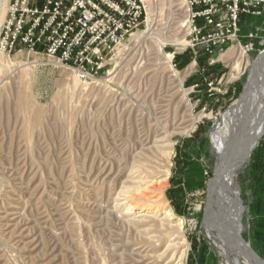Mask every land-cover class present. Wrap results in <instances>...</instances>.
Instances as JSON below:
<instances>
[{
	"label": "rangeland",
	"instance_id": "374dc122",
	"mask_svg": "<svg viewBox=\"0 0 264 264\" xmlns=\"http://www.w3.org/2000/svg\"><path fill=\"white\" fill-rule=\"evenodd\" d=\"M147 1L152 5L151 29L136 36L146 29V22L128 36L94 81L82 82L57 61L25 49L0 57V264L132 262L135 256L128 244L133 236L113 216L115 199L122 198L116 173L135 138L161 127L173 133V154L157 197L172 211V223L181 222L188 247L183 264H223L202 223L215 167L209 131L240 95L250 63L264 48V7L255 21L241 19L242 35L252 25L256 32L254 51L245 56L249 64L244 60L241 74L231 77L238 73L233 57L237 41L208 55L207 64L216 66L220 74L204 79L205 98L200 84L192 81L201 73L196 57L202 48L191 46L182 26L187 0ZM7 5L8 0H0V8ZM178 38L187 44H173ZM160 43L163 53L171 55L173 69L182 72L193 64L181 86L169 77L157 51ZM188 51L192 57L179 69L174 57ZM104 170L112 175L101 176ZM233 178L237 188L230 183L229 191L238 193L240 200L236 221L241 237L264 262V134ZM225 203L221 206L231 214L236 207ZM99 207L109 212H97L95 220L92 213ZM138 214L151 216L153 211ZM212 238L216 241V234Z\"/></svg>",
	"mask_w": 264,
	"mask_h": 264
},
{
	"label": "bare ground",
	"instance_id": "6f19581e",
	"mask_svg": "<svg viewBox=\"0 0 264 264\" xmlns=\"http://www.w3.org/2000/svg\"><path fill=\"white\" fill-rule=\"evenodd\" d=\"M151 7V3L147 1L148 13L146 29L139 32L136 36L146 34L147 31L151 29L153 21ZM5 11V7L0 8V25L4 19ZM173 44L186 45L187 41L184 39L179 40L178 38L173 40ZM157 49L164 60L163 63L166 64L169 77L176 78L178 85L181 86L184 77L192 71L193 64L189 65L182 72H179L173 69L170 65L171 55L163 53V43H160ZM227 50L228 53L231 55L233 54L232 48ZM227 50L225 51L227 52ZM2 55L3 54L0 53V57ZM246 55L245 48L239 46L237 53L233 56L235 67L238 69V73L231 76L233 79L242 73L241 67L244 60L246 61V64H249L248 57L245 59ZM6 57V62L10 63V58ZM250 64L251 67L249 70L252 74L248 79V86L245 87L242 99L234 102L231 108L222 112L220 116L214 120L209 131L211 147L215 158L214 171L218 164V158H221L220 172L217 177V181L219 180L220 183L218 194L222 198L221 204L224 201H226V205L227 203L232 202L231 204L236 207V209L231 212V214H234V217L229 213V210L226 209L225 205L223 207L221 206V214L235 229L239 228L236 221L238 206L233 201L235 199L231 201L229 198V184L232 183L235 186L236 182L233 175L247 161L249 152L256 143L254 137L264 126L263 49L258 51L257 57ZM109 74L110 72L108 75ZM202 116L203 115L201 114L199 117ZM147 124L150 123L148 122ZM173 125L172 122L170 126ZM146 127L148 128V126ZM192 128L193 125L189 129ZM184 131L185 130H183V132ZM172 134L173 133L169 132L168 128L165 127L155 128L149 131L147 130V132L142 133L135 138L134 143L129 147L127 152L128 158L123 162V167H120L121 169L118 168V172L116 170V185H121L120 187H122V190L119 189L120 192L118 191V193L122 195V198H114L116 203L114 204L113 216L117 219L119 224L125 225L128 228L127 231L129 232H127V235L129 236L132 234L131 236H133L132 244H128V247H130V254L133 253L132 255L135 257L134 259L132 258L133 261L129 264H183L184 262L188 247L182 239V232L180 229L181 222L178 224L172 223V211L162 203L160 197H157L160 195L158 192H161L169 173L170 158L173 154V143L170 142ZM121 161H119V164ZM96 172L98 173V171ZM100 174L101 176L104 175L105 178L112 175L111 170H104L103 172H100ZM127 182L131 184L127 186L124 185V183ZM210 184H212V182ZM59 195L60 193L58 196ZM121 195H119V197ZM141 200L144 202H140ZM141 211H153V215L148 216L145 214H138V212ZM95 212V214L92 213V215H94L92 216L93 219H95L96 216L98 217L97 212L100 214H107L109 211L108 209L101 207ZM160 215H162V217H160ZM208 216L209 218H207L205 224V235L215 247L222 263L249 264V260H247L245 255H238L235 239L221 225L220 219L215 218L212 214ZM94 226H96V224ZM93 230L95 231V229ZM211 232L214 235L216 234V241L212 238L213 234H211ZM132 246L135 247L132 248ZM137 256H139L138 260Z\"/></svg>",
	"mask_w": 264,
	"mask_h": 264
},
{
	"label": "built area",
	"instance_id": "2783aa9c",
	"mask_svg": "<svg viewBox=\"0 0 264 264\" xmlns=\"http://www.w3.org/2000/svg\"><path fill=\"white\" fill-rule=\"evenodd\" d=\"M187 5L183 26L191 46L211 56L237 41L247 55L254 51L256 32L242 35L241 17L259 18L264 0H187ZM146 22L147 0H9L0 53L25 49L57 61L82 82L94 81L116 49Z\"/></svg>",
	"mask_w": 264,
	"mask_h": 264
},
{
	"label": "water",
	"instance_id": "95a60500",
	"mask_svg": "<svg viewBox=\"0 0 264 264\" xmlns=\"http://www.w3.org/2000/svg\"><path fill=\"white\" fill-rule=\"evenodd\" d=\"M264 50V48H263ZM252 74V72H250V70L247 73V76L245 78V81L243 83V87H242V91L240 93V95L238 96V98L234 101L237 102L239 100L242 99L244 91H245V87L248 86V79L250 77V75ZM233 102V103H234ZM232 103V104H233ZM232 104H230V106L227 108H231ZM226 109V110H227ZM264 134V126L263 128H261V130L255 135L254 139L257 143V141L260 139V137ZM255 143V144H256ZM255 147V145L252 147V149ZM220 163H221V158H218V164L215 168V171H213L212 174V178L209 180V183L207 185V193H206V202H205V206H204V211H203V220L202 223L203 225L206 224L208 215L212 214L214 217L216 216L217 218L220 219V223L221 225L227 230V232H229L235 239L236 242V250L239 256L245 255V257H247V260H249V264H264V262L262 260H260V258L255 254V252H253V250L250 248V246L242 239L241 235H240V228L235 229L229 222L227 219L224 218V216L221 214V196L218 194V188L220 186L219 180L217 181V177L219 175L220 172ZM212 182V184H210ZM235 186L237 187V184L235 183ZM229 193L231 192L228 191ZM234 195V203L235 204H240V200L238 197V193H233ZM261 262V263H258Z\"/></svg>",
	"mask_w": 264,
	"mask_h": 264
},
{
	"label": "trees",
	"instance_id": "16d2710c",
	"mask_svg": "<svg viewBox=\"0 0 264 264\" xmlns=\"http://www.w3.org/2000/svg\"><path fill=\"white\" fill-rule=\"evenodd\" d=\"M243 17L244 16H242L241 19H243ZM198 23H200V21ZM191 53V51H188L187 54H182L181 56L176 55L174 57L175 65L179 69L183 68L190 61L192 57ZM207 57L208 55L204 53L203 50L198 51V56L196 58L198 66L201 68V73H198L197 76H195V78L192 80L195 81L194 83L200 84L205 98L207 97L208 90L207 80L209 81L210 79L217 78L220 74V71L216 66L207 64ZM205 78L207 79L206 81L204 80Z\"/></svg>",
	"mask_w": 264,
	"mask_h": 264
},
{
	"label": "crops",
	"instance_id": "0c3cea01",
	"mask_svg": "<svg viewBox=\"0 0 264 264\" xmlns=\"http://www.w3.org/2000/svg\"><path fill=\"white\" fill-rule=\"evenodd\" d=\"M9 1V0H8ZM245 17V16H244ZM254 19V21L256 20V18H253ZM251 21H252V19H251ZM254 21H253V24H254ZM251 27V26H250ZM252 28H254L253 27V25H252V27L251 28H249L250 30L252 29Z\"/></svg>",
	"mask_w": 264,
	"mask_h": 264
}]
</instances>
